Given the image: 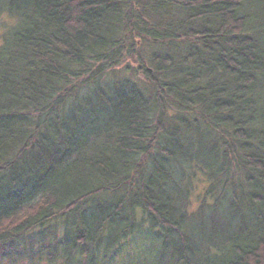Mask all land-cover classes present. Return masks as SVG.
Listing matches in <instances>:
<instances>
[{
    "label": "trees",
    "instance_id": "1",
    "mask_svg": "<svg viewBox=\"0 0 264 264\" xmlns=\"http://www.w3.org/2000/svg\"><path fill=\"white\" fill-rule=\"evenodd\" d=\"M0 264H264V0H0Z\"/></svg>",
    "mask_w": 264,
    "mask_h": 264
},
{
    "label": "rangeland",
    "instance_id": "2",
    "mask_svg": "<svg viewBox=\"0 0 264 264\" xmlns=\"http://www.w3.org/2000/svg\"><path fill=\"white\" fill-rule=\"evenodd\" d=\"M202 189H203V185L201 184L197 188V190L195 191V193L193 194V196H192L193 207L197 206L198 200H199L197 196L202 191ZM145 243L146 244L141 249H139L137 251L138 257H144V255H146L147 257H149L150 254H151V252L153 251V244H151V242H149V241L148 242L145 241Z\"/></svg>",
    "mask_w": 264,
    "mask_h": 264
}]
</instances>
